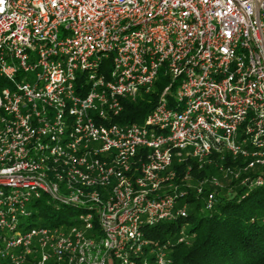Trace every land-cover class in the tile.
<instances>
[{
    "label": "built area",
    "instance_id": "built-area-1",
    "mask_svg": "<svg viewBox=\"0 0 264 264\" xmlns=\"http://www.w3.org/2000/svg\"><path fill=\"white\" fill-rule=\"evenodd\" d=\"M161 72L144 122H116ZM0 82V264H147L145 227L188 215L175 165L264 168V0H0ZM40 199L81 224H35Z\"/></svg>",
    "mask_w": 264,
    "mask_h": 264
},
{
    "label": "trees",
    "instance_id": "trees-1",
    "mask_svg": "<svg viewBox=\"0 0 264 264\" xmlns=\"http://www.w3.org/2000/svg\"><path fill=\"white\" fill-rule=\"evenodd\" d=\"M168 82L169 78L161 72L149 93L142 92L136 100L123 99V111L115 121L144 122L146 116L155 108L158 97ZM0 83L3 85V82ZM210 159L211 161L202 167L194 159H187L175 167L180 177L191 167L192 180L199 184L215 172H220L221 166L241 170L240 179L233 177L228 185L233 188V193L221 195L219 189L209 186H204L199 193L198 188L186 184L188 195L181 199L180 204H187L188 215L162 221L144 229L145 236L152 242V245L146 248L147 264H158L155 254L150 251L156 245H164L168 241L171 243L167 249L169 264H264V184L250 188L242 183L245 174L255 177L258 174L256 172L261 170L264 175V168L247 173L243 171V167L248 160L234 157L229 152L224 153V158L222 154L213 152ZM253 173L255 175H252ZM211 192H215V202L208 208L206 200ZM43 201L45 199H40L33 206ZM70 210L72 211V208ZM35 216L34 213L32 221ZM53 216H57L58 221L51 225L81 224L76 214L68 215L60 211L58 215ZM182 230L186 240L179 242ZM137 262L142 263L140 259H137Z\"/></svg>",
    "mask_w": 264,
    "mask_h": 264
},
{
    "label": "rangeland",
    "instance_id": "rangeland-1",
    "mask_svg": "<svg viewBox=\"0 0 264 264\" xmlns=\"http://www.w3.org/2000/svg\"><path fill=\"white\" fill-rule=\"evenodd\" d=\"M219 171L220 172H215V174L206 178L207 180L205 179L206 182L203 184V187L209 186V187H212L215 189H219V193L221 195H227V194L233 193V191H234L233 188L229 187L228 185L230 184V181L234 177V171L231 169H230V171L229 170H219ZM260 172H261V170H258L256 173L259 174ZM245 175L246 176L242 179V182L246 177H248L249 174H245ZM252 175H255V173H253ZM213 178H215L217 180L218 186H214V184L211 183V180ZM188 183L192 188H199L200 187V184L195 182L194 180H192V178H190L188 180ZM34 203H36V200H33V202L29 205V209H31L36 214V216L34 218V222L37 225L42 224V223L43 224L45 223L46 225H50L54 222L56 223L58 221V217L53 216V215H58L60 211H63L65 213H67L68 215H75L76 214V216L78 215V212H79V210L77 208L65 206V205L60 204V203H53V202L48 201L46 199H45V201H43L42 203H40L36 206H33ZM70 208H72V211L70 210ZM25 222L28 225V221H25Z\"/></svg>",
    "mask_w": 264,
    "mask_h": 264
}]
</instances>
